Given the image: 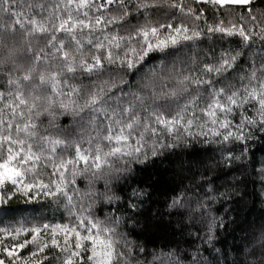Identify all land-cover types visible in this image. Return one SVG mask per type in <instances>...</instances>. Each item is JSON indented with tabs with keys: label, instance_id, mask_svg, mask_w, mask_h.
I'll return each instance as SVG.
<instances>
[{
	"label": "snow or ice",
	"instance_id": "6c2138e0",
	"mask_svg": "<svg viewBox=\"0 0 264 264\" xmlns=\"http://www.w3.org/2000/svg\"><path fill=\"white\" fill-rule=\"evenodd\" d=\"M115 2L106 0V3L96 4L95 0H58L49 6L47 15H43V4L0 0V13L9 17V20L0 23V74L5 77L6 89L0 90V190L10 183L15 192L29 199L32 198L29 190H34L54 200L63 198L66 201L65 209L76 223L57 224L50 229V244L62 253V264H81L84 253H87V264H130L134 244L118 231L121 218L114 214L104 219L94 216L92 202L99 198L108 202L119 199L107 194L108 184L128 171L133 162L143 163L149 151L155 156L160 150L177 147L182 140L186 142L195 136L221 137L219 143L244 141L251 135L245 132V124H259L264 132V64L259 70L253 67L247 77H241L239 87L227 84L216 88L217 81L211 78L213 74L220 77L229 69H234L236 61L243 55L240 51L222 52L216 64L205 63L199 74L161 76L160 91L156 90V84L150 78L145 85L151 88L150 95L141 90L121 92L114 97L113 92L119 86L117 79L123 85L128 81L111 73L108 79H100L105 65L134 74L150 53H163L181 41L198 39L202 31L195 26V21L203 18V9L197 15L192 7L185 9L183 2L171 0L168 7L191 17L192 28L186 23L175 27L171 23L153 25L146 19L143 24L131 26L125 35H121L119 29L112 32L109 26L127 23L130 12L125 0H119L116 11L108 12V15L99 14L101 10L108 11V6ZM199 2L208 3L209 0ZM210 2L213 5L250 4V0ZM152 6L159 5L154 3ZM25 7L27 11H24ZM148 7L139 3L137 11ZM36 8L41 10V14L34 11ZM93 9L98 14H90ZM248 16L252 28L243 23L245 16L240 14L241 23L220 19L213 25H207V32L238 36L244 45L249 46L253 36L264 40V27L259 32L253 31L258 17L253 16L251 10ZM260 16L264 17V12ZM165 28L168 31L162 34L161 30ZM41 38L45 40L44 47H39ZM78 74L80 79L86 76H95L96 79H90L88 84L76 83ZM202 76L209 78L203 79ZM244 79H247V84ZM170 80L175 83L168 88ZM202 88L207 96L203 95ZM201 101L205 106L199 108L201 115L197 116ZM253 103L259 121L244 111L247 105ZM237 109L241 119L233 129V121L229 117ZM61 114H70L79 122V140L71 139L70 134L60 133L53 137L41 133L39 120L42 116L50 118L51 127V120ZM85 124L88 126L87 147L82 146L85 143ZM194 128L199 131H193ZM165 135L173 142L165 143ZM60 145L65 149L73 148L75 155L57 158V146ZM232 158L229 153L228 160ZM42 159L46 161L45 167L53 169L50 176L57 179L50 178L45 183L40 177L38 165ZM69 172L70 181L67 178ZM29 173L32 174L31 182H28ZM78 175L88 178L89 191L81 193L73 187L70 194L68 186L75 185ZM97 180L104 181V193L92 190L91 185ZM74 196L79 198V207L74 203ZM7 198L0 191V204L6 203ZM85 199L89 201L87 208L83 204ZM130 207L135 208L136 205L131 204ZM170 207L179 210L186 206L181 198H174ZM198 207L208 211L206 202H198ZM43 227L48 229L50 226ZM216 227L217 220L212 217L208 225L209 242L214 239ZM0 233L12 241L8 245L0 240V252L11 258L9 264H19V249L30 244L35 250L23 258V264H41V259H46H35L37 252L43 253L49 247L48 240L40 238L41 228H0ZM21 233H29L31 239H18ZM58 235H62V244ZM261 237L264 239V231ZM0 264H5V260L0 258ZM164 264L182 262L170 252ZM193 264H199L195 256ZM247 264H264V255L247 261Z\"/></svg>",
	"mask_w": 264,
	"mask_h": 264
},
{
	"label": "trees",
	"instance_id": "16d2710c",
	"mask_svg": "<svg viewBox=\"0 0 264 264\" xmlns=\"http://www.w3.org/2000/svg\"><path fill=\"white\" fill-rule=\"evenodd\" d=\"M17 2L43 4L45 11L42 14L47 15L49 6L58 0H17ZM101 2L106 3V0H95L96 4ZM125 2L130 12L127 23L109 26L112 32L119 29L120 34L125 35L126 30L131 26L143 24L146 19L153 25L171 23L175 27L186 23L189 28L193 27L191 17L185 16L176 8L168 7L171 0H125ZM176 2H183L185 9L192 7L197 15H200V10L203 9V18L195 21V26L202 31V35L194 41H181L176 46H170L163 53L159 51L150 53L142 62V66L138 65V70L134 74L118 71L116 66L105 65L104 75L100 79H108L111 73L115 77L122 76L128 81L123 85L119 84L117 79L119 86L113 92L114 97L119 96L121 92L129 91L143 90L146 94L144 90H150V87L146 88L145 85L150 78L157 86L161 76L199 74L205 63L216 64L222 52L240 51L243 55L236 61L234 69H229L220 77L212 75L211 78L217 81L216 88L227 84L239 87L241 77H247L253 67L259 70L264 64V40L259 36H253L249 46L244 45L238 36L228 37L220 33L207 32V25H213L220 19L241 23L240 14L245 16L243 23L252 28L248 16L250 10L253 16L258 17L253 31L259 32L260 28L264 27V17L260 16V13L264 12V0H250L248 5H213L210 0L208 3H201L199 0H176ZM139 3H145L149 7L137 11ZM154 3L159 6L153 7ZM118 4L119 0H116L108 6V11L101 10L99 14L108 15V12L116 11ZM27 10L25 7L24 11ZM34 11L41 14L39 8ZM90 14L98 13L93 9ZM6 20H9V17L0 13V23ZM167 31V28L161 30L162 34H166ZM44 45L45 40L41 38L39 47ZM154 72L155 77H153ZM90 79L95 80L96 77L86 76L80 79L78 74L74 82L88 84ZM172 81L174 80L168 81V87L174 86ZM243 82L247 84L248 81L244 79ZM4 83L5 77L0 74V90L6 91ZM156 90L160 91L161 88L156 87ZM201 91L207 96L203 88ZM204 106V102L201 101L197 108V116L201 115L199 108ZM255 107L254 103L249 104L244 111L248 116H255L259 121ZM229 119L233 121L234 129V126L240 123V110H235ZM39 123L43 135L54 137L64 133L70 134L71 139H80L79 122L70 114L57 115L51 120V127L47 115L42 116ZM84 127L85 143L82 146L87 147L88 126L85 124ZM244 130L246 133H251L244 141L230 140L219 143L221 137L195 136L188 138L186 142L182 140L177 147H166L155 156L149 151L148 158L143 160V163L133 162L128 171L108 184L107 194L119 199L114 198L108 202L99 198L92 202L94 216L104 219L114 214L121 218L118 231L125 234V238L134 244L129 257L130 264H164L170 252L178 256L182 264H193L194 256L199 264H247V261L259 259L264 255V239L261 237L264 231V132L260 130L259 124L256 126L245 124ZM193 131L198 132L199 129L194 128ZM164 141L172 143L173 139L165 135ZM148 145L150 147L151 139L148 140ZM229 153L233 157L231 161L228 160ZM74 155L73 148L65 149L62 145L57 146V158ZM45 164L46 161L43 159L39 162L40 177L45 183L50 178L57 179L58 177L50 176L53 169L50 166L45 167ZM67 178L69 181L72 179L70 172ZM75 180V185L68 186L70 194L73 187L79 189L81 193L89 191L90 185L86 176L78 175ZM28 182H31L30 173ZM91 188L100 193L106 191L103 180L93 182ZM0 191L8 197L6 203L0 204V228H41L40 238L47 239L49 247L43 253L37 252L35 259L46 257L41 259V264H62V253L50 244V229L57 224L76 223L75 218L65 209L66 201L63 198L54 200L52 197L44 196L43 192L34 190H29V196L32 197L29 199L15 192L10 183H6ZM13 192L15 194L10 195ZM174 198H181V202L186 207L179 210L170 207ZM198 202H206L208 211L199 209ZM74 203L79 207L80 201L76 196ZM83 204L87 208L89 201L85 199ZM131 204H135L136 207L131 208ZM212 217L216 218L217 227L214 239L209 242L208 225ZM219 224L223 226L220 227ZM44 225L50 227L45 229ZM22 238L30 240L31 235L21 233L18 239ZM58 239L62 244V235H58ZM0 240L8 245L12 243L4 233H0ZM34 250L35 247L31 244L19 249L17 253L21 257L19 264H23V258L28 257ZM83 255L84 261L81 264H87V253ZM0 258L7 264L11 260L3 252H0Z\"/></svg>",
	"mask_w": 264,
	"mask_h": 264
},
{
	"label": "rangeland",
	"instance_id": "374dc122",
	"mask_svg": "<svg viewBox=\"0 0 264 264\" xmlns=\"http://www.w3.org/2000/svg\"><path fill=\"white\" fill-rule=\"evenodd\" d=\"M172 82L175 83V81H172ZM156 87H160V83H158V85ZM146 88H149V87H146ZM168 88H171V87H168ZM164 90L167 91V88H165ZM144 91H146V94L151 93V88H150V90L147 89V90H144ZM30 175H32V174L30 173Z\"/></svg>",
	"mask_w": 264,
	"mask_h": 264
},
{
	"label": "water",
	"instance_id": "95a60500",
	"mask_svg": "<svg viewBox=\"0 0 264 264\" xmlns=\"http://www.w3.org/2000/svg\"><path fill=\"white\" fill-rule=\"evenodd\" d=\"M5 264H7V263L5 262Z\"/></svg>",
	"mask_w": 264,
	"mask_h": 264
}]
</instances>
